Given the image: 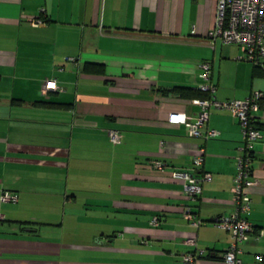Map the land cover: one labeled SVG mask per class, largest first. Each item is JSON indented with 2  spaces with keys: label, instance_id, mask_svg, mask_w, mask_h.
Wrapping results in <instances>:
<instances>
[{
  "label": "crops",
  "instance_id": "crops-1",
  "mask_svg": "<svg viewBox=\"0 0 264 264\" xmlns=\"http://www.w3.org/2000/svg\"><path fill=\"white\" fill-rule=\"evenodd\" d=\"M215 13V0H0V191L18 194L0 202V264H181L188 237L203 250L197 264H224L230 236L213 219L233 209L240 126L211 110L218 135L203 140L167 119L199 111L174 88L197 90L208 61L216 99L263 92L264 133V72L236 45L209 41ZM51 79L62 90L47 89ZM199 146L211 180L191 200L171 171H189ZM252 149L253 230L239 257L264 264V142ZM187 204L198 227L183 217Z\"/></svg>",
  "mask_w": 264,
  "mask_h": 264
},
{
  "label": "built area",
  "instance_id": "built-area-1",
  "mask_svg": "<svg viewBox=\"0 0 264 264\" xmlns=\"http://www.w3.org/2000/svg\"><path fill=\"white\" fill-rule=\"evenodd\" d=\"M216 13L214 25L210 28L207 38L210 42L219 39L224 45H236L239 49V60L247 61L253 66L261 68L264 72V0H215ZM42 23L40 19H34L31 24L36 26ZM194 34V29H191ZM74 63V58H70ZM198 76L202 83L198 90L207 93V97L191 99V103L199 106V111L192 115L184 111L170 112L167 119L170 122L182 124L189 137L203 140L215 138L218 131L206 126L211 110H225L229 112L240 126L241 145L240 153L235 157L236 172L230 188L232 211L228 215L213 219V224L229 232L230 242L221 254L224 264H243L240 253V244L247 240L253 226L246 213L250 209V189L257 185L258 181L252 172L253 145L264 142V133L257 126L255 114L260 107L263 97L261 90H253L241 99L218 100L214 96L215 85L211 82V64L201 61L198 64ZM47 89L62 90L56 85L55 80H47L44 83ZM109 141L119 144L122 135L119 130L107 129ZM204 160V147H197L193 155L191 169L189 171L175 169L171 171L173 178L184 182L187 197L197 199L202 190V184L211 180V174L202 169ZM153 166L162 169L164 163L155 160ZM18 194L13 190L0 191L1 203H16ZM183 217L194 227H198L202 220L198 213L190 205L183 207ZM3 216L0 214V222ZM151 223H158L157 217L151 219ZM263 230L259 231V235ZM184 242L192 246L194 250L181 255V264H197V259L203 254V250L196 248V238L188 237Z\"/></svg>",
  "mask_w": 264,
  "mask_h": 264
},
{
  "label": "trees",
  "instance_id": "trees-1",
  "mask_svg": "<svg viewBox=\"0 0 264 264\" xmlns=\"http://www.w3.org/2000/svg\"><path fill=\"white\" fill-rule=\"evenodd\" d=\"M175 91H178L182 96H187V97H198V98H203V97H207L208 94L197 90H193L191 88H185V87H176L174 88ZM257 126H258V122H257ZM260 128V126H258ZM264 259V257H263Z\"/></svg>",
  "mask_w": 264,
  "mask_h": 264
},
{
  "label": "water",
  "instance_id": "water-1",
  "mask_svg": "<svg viewBox=\"0 0 264 264\" xmlns=\"http://www.w3.org/2000/svg\"><path fill=\"white\" fill-rule=\"evenodd\" d=\"M146 35H151V36H162L161 34H146ZM164 37H168V38H172V39H177L178 37L176 36H164ZM183 39V38H180ZM185 39H191V38H185Z\"/></svg>",
  "mask_w": 264,
  "mask_h": 264
}]
</instances>
